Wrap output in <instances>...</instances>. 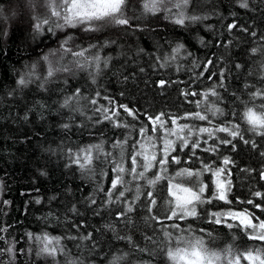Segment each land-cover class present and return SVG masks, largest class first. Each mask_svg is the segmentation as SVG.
<instances>
[{
	"label": "trees",
	"instance_id": "trees-1",
	"mask_svg": "<svg viewBox=\"0 0 264 264\" xmlns=\"http://www.w3.org/2000/svg\"><path fill=\"white\" fill-rule=\"evenodd\" d=\"M58 2L0 0V229H6L0 231L4 237L0 239V264H68L69 260L110 264L117 257L121 258L117 264H170L161 251L165 247L164 231L203 238L206 246L217 253L228 247L233 248L229 252L233 256L264 250V241L248 238L252 229L227 219L216 224L210 215L230 210L249 214L254 224L264 220V199L254 196L257 191L264 193V179L260 176L264 170V136L256 134L244 117L249 107L258 114L264 113V98L251 97L252 92L264 89V0H249L247 9L239 6V0H191L187 14L206 18L194 23L186 21L184 25L175 24L174 18H168L164 11L146 13L145 0H127L125 14L130 25L106 24L96 31H84L83 25L57 28L55 36L48 31L49 25H43L38 33L36 25L44 19L53 27L63 23L52 16V6ZM229 24L236 27L229 31ZM67 36L72 40L65 51L61 42ZM178 46H182L180 52L174 53ZM253 49L257 51L253 53ZM81 51L83 56L74 55ZM97 54L102 61L98 70L89 63ZM33 65L39 77L47 76L50 65L61 70L44 88L39 87L42 80L35 77L20 87L17 81L31 72ZM213 88L219 98L205 97ZM77 89L80 95L74 96ZM69 96H73L69 106L61 107ZM119 105L135 110L137 119L129 117ZM96 108L119 111L120 116L113 119L133 127H114ZM216 108L222 109L223 115L216 113ZM197 112L207 119L195 118ZM161 113L168 128L173 127L170 118H177V126L189 125L197 135L200 128L216 126H238L239 135L233 138L227 133H213L231 140L230 145L219 144L206 133L200 135L201 147L195 154L190 146L180 151L176 137H168L176 141L177 150L169 156L164 178L150 188L146 180L125 174L128 183L118 189H128L125 198L106 205L108 198L104 193L115 175L112 161L129 169L132 145L145 142L139 134L140 127L150 130L152 125L146 117ZM65 124L67 128L63 127ZM163 135L161 131L153 136L156 147L150 150L157 159L163 157V140L158 139ZM125 137L123 149L114 147ZM96 145L101 150L93 148V171H82L73 161L77 155H84L83 149ZM210 146L218 151L202 150ZM171 156L178 157L180 163L172 162ZM225 157L231 161L227 166L223 164ZM138 163H143L139 157ZM202 164H210L213 169L226 168L227 172L213 177L202 171ZM183 169L200 175L177 176ZM159 172L156 164L146 175L154 178L153 174ZM217 178L231 181L228 203L212 200L199 206L195 218L165 219L169 207L175 205L174 197L168 193L170 180L173 185L185 187L205 184L208 187L204 195L211 198ZM137 186L143 194L135 201L134 211L128 218L117 220L125 203L134 200ZM148 191L157 200L152 213L148 212L149 202L144 195ZM173 191L179 189L174 187ZM89 197L97 203L91 205ZM73 206L77 213L71 211ZM152 215L162 223L152 220ZM172 223L179 224L181 230L190 226L191 231L164 227ZM108 225H113L114 230H109ZM88 233H92L91 239L82 240ZM45 235L60 237L67 255L58 254L55 259L37 255L43 244L35 238ZM117 235L130 236L132 243ZM9 247H14L13 253L6 251ZM140 248L151 254L139 251ZM220 255L219 262H227L226 250ZM244 261L241 256L240 263L248 264Z\"/></svg>",
	"mask_w": 264,
	"mask_h": 264
},
{
	"label": "snow or ice",
	"instance_id": "snow-or-ice-1",
	"mask_svg": "<svg viewBox=\"0 0 264 264\" xmlns=\"http://www.w3.org/2000/svg\"><path fill=\"white\" fill-rule=\"evenodd\" d=\"M191 0H145L143 4L144 11L146 13L156 14L160 11H164L168 18H174L173 22L178 25H184L186 21L189 22H197L199 20L205 19L204 16H198L195 14L188 15L187 8ZM171 5V7H169ZM239 6L241 8L247 9L249 7V0H239ZM127 7V0H59L58 4L52 6V16L56 17L58 20H62L63 23H56L55 27H53L48 19H44L40 23L36 25V31L41 33L43 25H49L48 31L55 36V29H64V28H75L77 26L83 25L84 31H96L100 27H103L106 24H114L116 26H127L130 25V20L125 14V9ZM173 8L176 9L173 12ZM235 24H229L228 28L231 31L235 28ZM243 31H247V29H242ZM251 35L253 37L256 36L255 32H252ZM72 40L71 36H67L61 42V47L67 51V45ZM201 43H204L201 40ZM182 46H178L177 48L173 49L174 53H179ZM253 53L257 51V49L252 50ZM77 56H83L84 52H77L74 53ZM44 60L47 61L48 57L45 56ZM101 57L97 54L91 58L89 61L90 64H95L97 70L101 65ZM212 61L209 60L208 64H211ZM103 64L107 66V60L103 61ZM78 66L83 68L84 64L78 63ZM35 65H33V70L25 75H22L19 80L17 81L20 87H25L29 83L33 82L32 78L35 77L36 79L42 80L39 84V87L44 88L48 82L54 75L56 71L61 69H54L49 66V70L47 72L46 77H39L35 73ZM240 65H237L239 68ZM68 70V69H63ZM205 70H207V65H205ZM223 77L224 74L221 72V84L223 86ZM160 85L163 86L164 82L161 81ZM80 90L77 89L74 93V96H79ZM99 95V93H97ZM205 97L212 95L217 96L219 98V94L216 92V89L213 88L210 92L204 94ZM252 99L257 97L264 98V89H257L255 92L251 93ZM73 96H69L65 99L64 103L61 107L69 106L70 102L72 101ZM93 105L97 104L95 99L91 100ZM120 108L123 109L125 113L129 117H132L133 120L137 119V113L135 110L128 108L125 105H119ZM199 107V104L197 105ZM98 112H101L103 115V119L111 122L114 127H133V125H129L127 123L121 122L118 119L120 116L119 111H115L109 108H96ZM216 113L223 115L222 109L216 108ZM163 113L156 115V116H147L146 118L152 125V128L149 130L147 127H140L139 134L141 137L145 138L144 143H140L137 141L134 145H132V152L131 155V167L126 169L123 164L119 161L113 160V168L112 171L115 173L114 177L111 180V187L104 193L107 196V204L114 203L118 200H123L125 198V192L128 189L123 191H118L119 188H122L128 181H125L124 176L125 174L131 175L133 179H142L147 181V185L150 188H154L159 181H161L163 177V173L167 171L166 165L169 162V156L171 152L177 150L176 148V141L169 139L168 137L175 136L176 139L180 142L179 143V150L183 151L186 147H191L193 154L195 151L201 147V140L200 135L207 134L209 139L214 141H218L219 144L223 145H230L232 144L231 140L215 137L213 135L214 132H223L227 133L229 136L235 138L239 135L238 126H233L231 129L227 126L220 127L216 126L213 129L208 128H200L198 130L200 135L195 134L189 125H179L177 126V118H170L171 124L173 127L168 128L165 127V121L162 119ZM195 118L199 120H205L207 117L202 115L201 113L197 112L194 114ZM244 117L247 123L251 126L252 130L258 134L264 136V113H256L254 112L253 108L249 107L244 113ZM27 119V116H25ZM102 121H97V123H101ZM63 127L67 128L68 125L65 124ZM149 131L151 135H149ZM163 132V136H159L158 139L163 140V157L157 159V155L155 152L151 151L150 149L156 147V143L153 140V136H157L158 132ZM183 133V135H182ZM242 138V137H241ZM127 142V137H125L124 141H117V144L114 147L119 146L123 149L124 143ZM205 144L208 143L207 140L204 141ZM245 143H249V141L245 140ZM253 143V147H256L255 142ZM233 149L235 145H232ZM93 148L95 151H100L101 146L96 145L90 147L88 149H83L84 155L81 157L77 155L76 159L73 161L77 163L79 168L82 171H87L91 173L93 170L90 167L93 163V160L96 158L93 155ZM137 148L139 150H137ZM203 151H210L216 152L218 151L217 147L210 146L209 148L202 149ZM107 155H112L108 153ZM261 156H264V152H261ZM138 157L142 159L143 163H138ZM123 159V153H121V160ZM171 161L174 163H180V160L176 156H171ZM231 163L228 157H225L223 160V164L225 166ZM158 164L160 166V172L154 173V178L148 177L146 174L153 168L154 165ZM202 171H208L212 174L213 177H220L223 173L227 172L226 168H216L213 169L210 164H202ZM231 175L230 172L227 173ZM187 175L188 177H198L200 173L193 172L189 169H183L181 172L177 173V176ZM261 179H264V170L260 173ZM214 187L215 191L212 194L211 198L205 197V191L207 189V185L199 184L198 187H185L181 185H173L171 180L168 184V193L169 196H173L175 199V205L170 206L168 209V215L165 216L166 220L175 221L181 220L183 221L186 218L192 217L195 218L199 215L198 209L201 204L211 203L212 200H220L228 203V194L231 191V181H224L220 179L214 180ZM176 187L179 191L185 193L183 197L176 196L173 192V188ZM98 189L100 191H104L102 186L98 185ZM141 189L139 186L136 188V196L134 200L131 202L125 203V207L123 211L117 214V220L126 219L128 218V214L134 211V203L136 200H139L141 195ZM148 199V212L152 213L153 208L157 204V200L155 199L154 193L152 191H148L146 194ZM254 196L264 199V193L259 191L254 193ZM89 203L91 205H95L97 203L94 197L88 198ZM40 201L37 200V203ZM248 203H252V201H248ZM254 207L260 208V205H253ZM73 213H77V209L75 206L71 209ZM211 217L213 218L211 222L220 224L222 219H239L240 224L245 229H252L249 233L248 238L250 240H260L264 241V220H262L258 224L253 223L254 218H250L249 214L247 213H239V212H227V213H220V212H212L210 213ZM152 220H155L157 223H162V221L155 215L151 216ZM83 225H80L82 227ZM109 230H114L113 225L107 226ZM165 228H171L173 230H180L184 232L191 231L189 229H180L179 224L172 223L169 225H164ZM229 228L232 227L231 224L228 225ZM0 231H6V229H0ZM211 235V234H209ZM92 233H88L85 236H82V240L91 239ZM4 237L0 236V239ZM118 239L124 240L126 239L129 244L132 243V238L130 236H119L117 235ZM164 238H165V247L161 248V251L165 253L167 260L170 264H218V261L221 260V255L217 252L211 251L207 246L203 238L189 236V235H179L178 233L174 234V232L164 231ZM37 241H40L43 246L37 252V255L46 254L47 256H51L53 259L58 254L67 255L66 250L61 244L60 237H49L47 235L43 237H36ZM70 239H76V237H70ZM8 253L14 252V247H9L6 249ZM139 251L145 252L148 251L151 254L150 250L140 248ZM230 250H226V254L229 253ZM244 260L248 261V264H264V250H253L248 251L246 253L240 254V256H229L228 264H240V257ZM121 259L120 257L114 258L110 264H117V261ZM68 264H83L82 261H68Z\"/></svg>",
	"mask_w": 264,
	"mask_h": 264
},
{
	"label": "rangeland",
	"instance_id": "rangeland-1",
	"mask_svg": "<svg viewBox=\"0 0 264 264\" xmlns=\"http://www.w3.org/2000/svg\"><path fill=\"white\" fill-rule=\"evenodd\" d=\"M212 179V178H211ZM218 179V178H217ZM174 192V194L176 195V196H180V197H183L184 195H186L185 193H183V192H181V191H178V192H176V191H173ZM230 211V210H229ZM228 211V212H229ZM231 212H235V211H231ZM239 213H244V212H239ZM229 222H236V223H240V221H239V219H232V218H229V219H227ZM233 248H231V247H228V248H226L225 250H232ZM40 250V248H38V251ZM225 250H222L221 252H223V251H225ZM221 252H219V254L221 253ZM229 256H230V253H228V256L226 255L225 256V260L227 261V262H225V263H220L219 261H218V264H228V259H229ZM233 256V255H232ZM244 262H248L247 260H245ZM240 264H243V263H240Z\"/></svg>",
	"mask_w": 264,
	"mask_h": 264
}]
</instances>
